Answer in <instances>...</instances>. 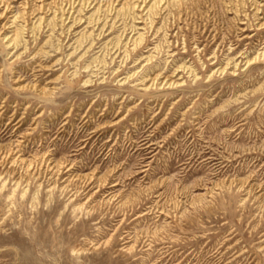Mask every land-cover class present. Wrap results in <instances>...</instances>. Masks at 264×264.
Masks as SVG:
<instances>
[{
	"label": "rangeland",
	"instance_id": "374dc122",
	"mask_svg": "<svg viewBox=\"0 0 264 264\" xmlns=\"http://www.w3.org/2000/svg\"><path fill=\"white\" fill-rule=\"evenodd\" d=\"M146 1L0 0V264H264V0Z\"/></svg>",
	"mask_w": 264,
	"mask_h": 264
},
{
	"label": "bare ground",
	"instance_id": "6f19581e",
	"mask_svg": "<svg viewBox=\"0 0 264 264\" xmlns=\"http://www.w3.org/2000/svg\"><path fill=\"white\" fill-rule=\"evenodd\" d=\"M3 1H4V0H3ZM41 1H42V0H41ZM57 1H58V0H57ZM70 1H71V0H70ZM78 1H80V0H78ZM140 1H141V0H140ZM144 1H145V0H144ZM147 1H148V0H147ZM147 1H146L145 3H147ZM151 1H153V0H151ZM29 2H30V1H29ZM52 2H53V1H52ZM84 2H85V1H84ZM163 2H164V1H163ZM181 2H184V0H182ZM255 2H256V1H255ZM25 3H26V0H25ZM31 3H32V2H31ZM45 3H46V2H45ZM45 3H44V4H45ZM48 3H49V2H48ZM54 3H55V1H54ZM80 3H81V2H80ZM85 3H86V2H85ZM125 3H126V2H125ZM139 3H140V2H139ZM165 3H166V2H165ZM1 4H2V3H1ZM26 4H27V3H26ZM26 4H25V5H26ZM34 4H35V3H34ZM69 4H71V3H69ZM82 4H83V3H82ZM88 4H90V3H88ZM161 4H163V3H161ZM9 5H10V4H9ZM30 5H31V4H30ZM30 5H29V6H30ZM40 5H41V4H40ZM46 5H47V4H46ZM53 5H54V4H53ZM145 5H146V4H145ZM178 5H179V4H178ZM180 5H181V4H180ZM259 5H260V4H259ZM2 6H3V5H2ZM4 6H5V5H4ZM32 6H33V5H32ZM43 6H44V5H43ZM126 6H127V5H126ZM126 6H125V7H126ZM134 6H135V5H134ZM137 6H140V5H137ZM160 6H161V5H160ZM160 6H159V7H160ZM181 6H182V5H181ZM9 7H10V6H9ZM11 7H12V6H11ZM37 7H38V6H37ZM47 7H48V6H47ZM55 7H56V6H55ZM73 7H75V6H73ZM89 7H90V6H89ZM135 7H136V6H135ZM159 7H157V8H159ZM22 8H23V7H22ZM25 8H26V7H25ZM43 8H44V7H43ZM83 8H84V7H83ZM108 8H109V7H108ZM108 8H107V9H108ZM126 8H127V7H126ZM139 8H140V7H138V9H139ZM142 8H143V6H142ZM254 8H255V7H254ZM2 9H3V8H2ZM7 9H8V6H7L6 10H7ZM29 9H30V8H29ZM62 9H63V8H61V9H59V10L62 11ZM72 9H73V8H72ZM74 9H75V8H74ZM101 9H102V8H101ZM140 9H141V8H140ZM140 9H139V10H140ZM143 9H144V8H143ZM256 9H257V8H256ZM6 10H5V11H6ZM69 10H70V9H69ZM145 10H146V9H145ZM259 10H261V9L259 8ZM96 11L99 12V10H96ZM236 11H237V10H236ZM43 12H44V11H43ZM46 12H47V11H46ZM66 12H67V11H66ZM114 12H115V11H114ZM6 13H7V12H6ZM26 13H27V12H26ZM40 13H41V8H40ZM64 13H65V12H64ZM72 13H73V12H72ZM75 13H76V12H75ZM110 13H111V12H110ZM28 14H29V13H28ZM28 14H27V15H28ZM66 14H68V13H66ZM141 14H142V13H141ZM235 14H236V13H235ZM32 15H33V13H32ZM46 15H47V13H46ZM57 15H58V14H57ZM3 16H4V15H3ZM5 16H6V15H5ZM8 16H9V15H8ZM12 16H13V15H12ZM14 16H15V15H14ZM29 16H30V15H29ZM244 16H245V15H244ZM257 16H258V15H257ZM0 17H1V16H0ZM27 17H28V16H25V18H27ZM71 17H72V16L70 15V18H71ZM133 17H134V16H133ZM153 17H154V16H153ZM247 17H248V16H247ZM1 18H2V17H1ZM1 18H0V19H1ZM13 18H14V17H13ZM28 18H29V17H28ZM31 18H32V17H31ZM41 19H43V18H41ZM45 19H46V18H45ZM81 19H82V18H81ZM10 20H12V19H10ZM133 20H134V19H133ZM149 20H150V19H149ZM21 21H22V20H21ZM30 21H31V20H30ZM32 21H33V20H32ZM5 22H6V21H5ZM13 22H14V20H13ZM23 22H24V21H23ZM26 22H28V21H26ZM44 22H45V21H44ZM255 22H257V21H255ZM33 23H34V22H33ZM33 23H32V24H33ZM5 24H6V23H5ZM25 24H26V23H25ZM41 24H42V23H41ZM263 24H264V23H263ZM3 25H4V24H3ZM7 25H8V24H7ZM10 25H11V24H10ZM10 25H9V26H10ZM41 26H42V25H41ZM5 27H6V26H5ZM250 28H252V27H250ZM8 29H9V28H8ZM149 29H150V28H149ZM259 29H260V27H259ZM243 31H244V30H243ZM15 32H16V31H15ZM17 33H18V32H17ZM11 37H12V36H11ZM7 38H8V37H7ZM2 39H3V38H2ZM9 39H11V38H9ZM9 39H8V41H9ZM16 39H17V35L14 37L13 40L15 41ZM135 40H136V39H135ZM3 41H4V40H3ZM136 42H137V41H136ZM4 45H5V44H4ZM262 54H263V53H262ZM258 55H259V54H258ZM258 55H257V58H258ZM259 57L261 58V56H259ZM253 58H254V57H253ZM257 58H256V59H257ZM262 58H263V57H262ZM256 59H255V60H256ZM249 61H250V60H248V62H249ZM252 62H253V61H251V63H252ZM233 67H234V66H233ZM235 67H237V66H235ZM179 69H180V67H179ZM185 70H186V69H185ZM187 70H188V69H187ZM231 70H232V69H231ZM236 70H237V69H236ZM178 71H179V70H178ZM211 75H212V73H211ZM147 77H148V76H147ZM207 78H208V77H207ZM156 79H157V78H156ZM167 80H168V79H167ZM152 82H153V81H152ZM154 82H156V81H154ZM172 83H173V81H172ZM172 83H171V85H172ZM151 84H152V83H151ZM173 85H174V84H173ZM175 86H176V84H175ZM32 88H33V87H32ZM147 88H149V87H147ZM41 92H42V91H41ZM95 136H96V135H95ZM155 144H156V143H155ZM17 145H18V144H17ZM18 151H19V150H18ZM18 154H19V153H18ZM8 155H9V154H8ZM14 155H15V154H14ZM19 156H20V155H19ZM41 158H42V157H41ZM16 159H18V158H16ZM42 160H43V159H42ZM42 160H41V161H42ZM21 162H22V161H21ZM43 162H44V161H43ZM66 163H67V162H66ZM55 167H56V166H55ZM70 168H72V167H70ZM59 173H60V172H59ZM92 178H93V177H92ZM69 181H70V180H69ZM16 188H17V187H16ZM80 207H81V206H80ZM162 213H163V212H162Z\"/></svg>",
	"mask_w": 264,
	"mask_h": 264
}]
</instances>
